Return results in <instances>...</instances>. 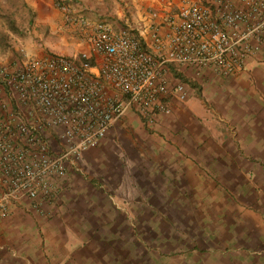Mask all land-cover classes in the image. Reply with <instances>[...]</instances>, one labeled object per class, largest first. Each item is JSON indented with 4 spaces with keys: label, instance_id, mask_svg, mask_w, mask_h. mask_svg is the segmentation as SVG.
Returning <instances> with one entry per match:
<instances>
[{
    "label": "built area",
    "instance_id": "1",
    "mask_svg": "<svg viewBox=\"0 0 264 264\" xmlns=\"http://www.w3.org/2000/svg\"><path fill=\"white\" fill-rule=\"evenodd\" d=\"M57 4L80 32L83 49L0 64L7 96H0L1 217L23 197L53 198L68 167L128 108L153 123L173 102L190 101L189 86L170 63L233 74L264 40V0H177L167 29L154 28L148 38L130 24L74 12L64 0Z\"/></svg>",
    "mask_w": 264,
    "mask_h": 264
},
{
    "label": "crops",
    "instance_id": "2",
    "mask_svg": "<svg viewBox=\"0 0 264 264\" xmlns=\"http://www.w3.org/2000/svg\"><path fill=\"white\" fill-rule=\"evenodd\" d=\"M25 1L34 19L47 27L50 15L42 13L41 7L53 0ZM78 2L89 10L98 9L89 3L93 0ZM174 3L177 0H104V14L122 19L129 11L141 32L148 28L163 31ZM26 49L31 54L41 52L36 46ZM180 69L196 78L203 99L190 85V101L173 102L170 113L154 120L162 139L154 143L153 161L147 166L136 161L139 172L126 171L121 161L117 166L114 161L110 164L114 155L108 152L118 150L114 135L123 125L114 122L99 143L85 150L58 179L53 198L39 197L33 205L23 197L11 203L7 215L0 216V264L23 262L24 257H14L12 250L34 255L35 264H104L108 240L123 237L129 245L141 236L134 227L147 224L155 229L159 224L155 217L142 219L137 214L139 208H134V220L126 215L114 218L117 207L126 206L124 195L129 206H188L190 179H196L194 185L199 187V180L209 178L202 192L209 195L223 192L218 186L223 176L233 183L244 179L239 186L230 184L228 194L244 195V206H264V40L249 55L246 66L233 74H219L210 68L196 72V68ZM0 96L7 97L1 88ZM248 162L261 164L255 171L261 179L260 189L251 185L253 167L247 168ZM220 164H225L228 175ZM254 191L260 192L255 203L248 198ZM240 203L234 200V205Z\"/></svg>",
    "mask_w": 264,
    "mask_h": 264
},
{
    "label": "rangeland",
    "instance_id": "3",
    "mask_svg": "<svg viewBox=\"0 0 264 264\" xmlns=\"http://www.w3.org/2000/svg\"><path fill=\"white\" fill-rule=\"evenodd\" d=\"M58 1L63 0H53V3L47 6L42 4V13L50 15V22L46 27L34 19V12L25 0H0L1 65L15 66L26 55L75 54L83 49L80 32L75 26L66 22L62 10L58 7ZM64 1L70 3L74 12L85 13L92 18L103 17L114 25L130 24L141 35H148L152 31L148 28L141 32L140 28L135 26L129 11L122 19L104 14V0L89 2L98 6L97 10L84 8L78 0ZM31 46H36L41 52L28 53L26 48ZM186 68L194 69L183 66V69ZM194 71L199 70L194 69ZM186 76L196 82V78L192 75ZM182 81L189 87L192 86L189 82ZM195 90L197 92L196 87ZM116 121L123 125L114 135V143L118 150L108 152L114 155V158L109 160L110 164L114 161L117 166L121 161L120 164L126 171H136L138 167L135 165L136 161L149 165L153 161L150 154L153 152L154 143L162 139L161 134L156 132L155 125L151 122L147 123L133 107L128 108ZM111 137L112 135L109 137L112 140ZM50 143L52 146L55 145L53 137L50 138ZM80 157L75 159V164ZM131 164H133L132 168ZM246 165L247 168L253 167L251 185L260 189L261 179L255 171L256 168L259 170L261 164L248 162ZM220 166L224 175H228L229 170L225 169V164ZM226 177L223 176L218 180V186L223 191L219 195L202 194L209 178L199 180V187L194 185L196 179H190L193 188L190 187L188 206L184 204L183 206H129V200L124 195L126 206H118L114 218L126 215L134 220L137 217L134 208H139L137 214L142 219L155 217L159 224L155 229L149 228L147 224L139 229L134 227L135 230H139L141 236L137 242L129 244L130 246L124 242L123 237L108 240L104 243L106 249L104 253L108 255L104 257V264H264V206L257 204L244 206V195L228 194V187L233 180ZM243 181L244 179H237L233 184L239 186ZM224 189L227 192H224ZM254 193L253 196H248L252 198L253 203L257 202L260 192L254 191ZM128 198H131V195H128ZM234 200L238 203L242 202L243 206L242 203L238 206L234 205ZM12 252H15L14 257L19 255L24 257L21 264H35L34 255L31 256L27 254L28 252L20 250H12Z\"/></svg>",
    "mask_w": 264,
    "mask_h": 264
},
{
    "label": "trees",
    "instance_id": "4",
    "mask_svg": "<svg viewBox=\"0 0 264 264\" xmlns=\"http://www.w3.org/2000/svg\"><path fill=\"white\" fill-rule=\"evenodd\" d=\"M169 67H170V70L172 71V74L175 77L180 78V79H182V80H184L186 82H189L192 86L196 87L197 88L198 95L203 99V96L200 94V86L195 81H192L190 78H188L186 75H184L181 72V70L176 69L175 68V65H173L172 63H170Z\"/></svg>",
    "mask_w": 264,
    "mask_h": 264
}]
</instances>
